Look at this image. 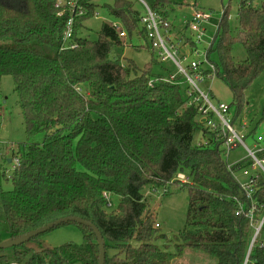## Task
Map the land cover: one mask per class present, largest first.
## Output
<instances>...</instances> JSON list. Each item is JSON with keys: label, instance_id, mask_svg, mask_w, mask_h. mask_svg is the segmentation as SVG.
<instances>
[{"label": "trees", "instance_id": "trees-1", "mask_svg": "<svg viewBox=\"0 0 264 264\" xmlns=\"http://www.w3.org/2000/svg\"><path fill=\"white\" fill-rule=\"evenodd\" d=\"M68 1L0 0V97L2 78L11 75L27 132L46 134L42 144L19 150V165L7 178L13 189H0L5 219L0 235L2 229L7 240H15L77 217L103 236L104 264H173L186 251L215 264H264V175L249 179L253 193L248 198L235 173L253 163L227 165L224 139L205 128L201 103L189 104L183 78L169 83L155 77L154 60L143 70L133 60H123L127 42L111 24L102 25L95 41L82 38L81 24L94 17L96 0H77L87 14L82 17L71 13L64 5ZM143 1L169 21V0ZM137 5L143 6L138 0H115L104 9L122 25L127 41L134 34L143 37L145 45L135 49L149 50ZM72 16L73 41L80 45L75 50L64 43ZM227 18L225 12L218 42L206 52L239 113L247 90L264 72V0H240L237 36L230 34ZM236 43L247 54L241 63L232 56ZM197 132L207 136L205 144H194ZM258 158L264 159V151ZM179 174L190 179L178 187L188 191L189 203L173 254L155 244L167 237L156 229L143 189L165 190ZM106 196L119 198L116 211H109ZM66 226L79 230L82 245L50 248L41 241L43 234L0 249V264H99L92 229L68 223L53 230Z\"/></svg>", "mask_w": 264, "mask_h": 264}, {"label": "rangeland", "instance_id": "rangeland-1", "mask_svg": "<svg viewBox=\"0 0 264 264\" xmlns=\"http://www.w3.org/2000/svg\"><path fill=\"white\" fill-rule=\"evenodd\" d=\"M115 0H96L98 6L95 10L94 17L85 19L80 27L81 37L90 41H95L100 36V30L104 23L114 26L120 25L117 20L110 16L104 9L105 5H113ZM170 9L169 22L174 26V37L182 35L190 39L188 44L181 45L180 53L190 56L188 62L183 63V67L190 64L191 61L203 62L206 67V56L204 53L212 45L217 43L218 31H220V21L225 12L228 16L229 31L232 36L239 33L238 24V6L240 0H169ZM138 11L144 15L145 10L141 5L136 6ZM173 8V10H172ZM194 11L204 13L209 19L202 24L203 35L200 40L196 35H192L186 30V23L192 19ZM87 15V14H86ZM85 16V15H84ZM122 28V27H121ZM223 30V27H222ZM120 32H123L120 29ZM222 32V31H221ZM127 46L123 52V60H133L135 64L143 70L149 63H152L151 72L155 77L168 79L170 75H177V68L171 62H163L161 58L155 55L151 49H141L136 47L145 45L142 36L134 34L131 40L127 41ZM217 41V42H216ZM1 43V42H0ZM193 43V50L190 44ZM4 44V42H3ZM198 52V56L195 54ZM193 53V55H192ZM232 56L236 63H241L247 59L244 47L236 43L232 49ZM211 61L219 65L217 56L212 55ZM169 71V73L167 72ZM181 89L184 92H190V86L181 79ZM199 90L204 95L209 96L210 103L214 106L224 104L230 107V116L233 120L231 126L233 131L243 136L244 146L237 145L230 151L226 157L228 166H233L239 162L253 163L235 173L236 180L245 185L253 176L260 175L261 169L255 164V161L249 157L248 150L251 152L264 151V72L256 79L253 85L247 90L243 108L238 113V107L234 102L232 92L229 87L218 77L211 80H205L199 86ZM83 94H87L88 88L84 87ZM210 93V94H209ZM237 116V117H235ZM220 123L219 120H217ZM46 134L29 135L26 128L25 118L23 116L20 98L15 91L14 78L6 75L1 81L0 97V189L11 191L13 184L8 177L12 175L18 167L15 159L19 158V150L28 144L40 145L44 142ZM206 137L201 132H197L194 138V144L206 143ZM261 137L262 141L258 142ZM10 161V163H9ZM174 183H169L165 188H154L147 186L143 189V194L147 201L148 209L153 215L155 225L158 224L159 234L165 235L166 240L158 239L157 244L162 250L175 254V238L184 230L187 223L189 194L187 190L178 189L183 184L190 182L187 175L179 174ZM110 203L109 211H116L119 204L118 197L107 196ZM1 204V203H0ZM0 205V226L4 225V215ZM2 214V215H1ZM1 240L8 239L7 234L1 229ZM264 240V232L261 235ZM41 241L50 248H56L64 244L82 245L83 239L79 230L75 226H66L45 233ZM35 247V245H31ZM205 256V255H204ZM191 251H186L183 257L176 259L173 264H215L208 257Z\"/></svg>", "mask_w": 264, "mask_h": 264}, {"label": "built area", "instance_id": "built-area-1", "mask_svg": "<svg viewBox=\"0 0 264 264\" xmlns=\"http://www.w3.org/2000/svg\"><path fill=\"white\" fill-rule=\"evenodd\" d=\"M143 5L145 14L140 16L139 23L142 29L145 31L146 38L148 40L151 51L157 55L163 62H171L174 64L178 70L177 75H170L168 79L164 81L169 83H177L176 81L182 77L184 81L190 86L191 91L188 92L190 98L189 104L195 102L201 103L199 112L201 114L202 121L204 122L205 128L216 137H222L224 139V150L225 156L228 157L230 151L235 149L237 145L244 146V137L237 135L231 126L232 120L230 116V107L224 104H218L214 106L210 103L209 96L204 95L203 92L199 90V86L204 83L205 80H211L215 77V68L212 63L206 59V67H203V62L191 61L190 64L183 67V63L188 62L190 56L182 55L180 53L181 45L188 44L190 39L185 38L184 35L181 37H174V26L168 21L163 19L154 13L143 0H138ZM62 5L61 2L57 3L56 7L59 8ZM64 5L68 6L71 13L75 16L82 17L86 15V11L77 3V0H70ZM61 15V14H60ZM209 18L199 11H194L192 19L186 23V30L192 35H196L197 39L200 40L203 35L202 24L206 22ZM75 18L72 16L68 20L65 28L64 43L65 48L70 50H75L80 47V45L73 41ZM123 38L125 37V32H120L122 29L119 25L114 24L113 26ZM193 50V43L190 44ZM198 56V52H195ZM193 55V53H192ZM207 58V52L204 53ZM204 72H211L212 76L207 77ZM157 81V80H156ZM159 81V80H158ZM155 82L152 80L149 82V86H153ZM197 95V98L196 96ZM220 121V123L217 122ZM258 142L262 141L259 137ZM259 152H251L248 150L249 157L255 161L261 169V174L264 175V159H259ZM16 166L19 165L18 159H15ZM248 198H251L253 193L252 185L245 184L242 185ZM107 198V196H106ZM238 214V213H237ZM252 218V215H249ZM263 222V221H262ZM262 224V223H261ZM159 228V225H155Z\"/></svg>", "mask_w": 264, "mask_h": 264}, {"label": "water", "instance_id": "water-1", "mask_svg": "<svg viewBox=\"0 0 264 264\" xmlns=\"http://www.w3.org/2000/svg\"><path fill=\"white\" fill-rule=\"evenodd\" d=\"M68 223H77V224H80L82 226H85V227L92 229V231L94 232V234L96 235L97 240H98L99 251H100L99 264H104V261H105V241H104L103 236L101 235L99 230L94 225L88 223L87 221H85L81 218H77V217L64 218L62 220H58L52 224H49L45 227L39 228L37 230H33V231L25 234L24 236H22L19 239H15V240L9 239V240L3 241L0 243V249H10L12 247L23 245L35 237L43 235V234L53 230L54 228H57L63 224H68ZM256 237H257V234L255 235V237L252 241L250 249L252 248V245L255 242Z\"/></svg>", "mask_w": 264, "mask_h": 264}, {"label": "crops", "instance_id": "crops-1", "mask_svg": "<svg viewBox=\"0 0 264 264\" xmlns=\"http://www.w3.org/2000/svg\"><path fill=\"white\" fill-rule=\"evenodd\" d=\"M9 163H10V161H9Z\"/></svg>", "mask_w": 264, "mask_h": 264}]
</instances>
